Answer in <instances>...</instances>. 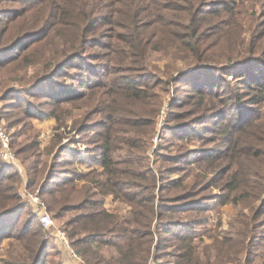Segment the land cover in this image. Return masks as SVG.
<instances>
[{"label": "rangeland", "instance_id": "obj_1", "mask_svg": "<svg viewBox=\"0 0 264 264\" xmlns=\"http://www.w3.org/2000/svg\"><path fill=\"white\" fill-rule=\"evenodd\" d=\"M62 5L65 4L61 0H0L1 109L17 152V163L7 166L10 168H6L5 175L19 171L27 179L28 192L39 195V184L52 167L60 175L102 171L98 145L111 124L108 118L112 117L116 120L115 136L134 142V165L130 168L136 175L134 181L144 186L151 184L152 170L157 184L180 183L163 195H187V200L175 204L179 207L175 218L181 215L183 223L172 233L193 235L211 264H264V195L243 197L245 190L238 185L242 178L234 177L238 166L245 167V163H251L253 170L264 169V101L253 102L260 93L248 74L253 65L238 63L247 56L261 55L257 45L264 44V5H236L237 27L207 38L212 45L207 54L216 59L207 61L213 68L202 67L185 75L186 82L177 80L176 70L191 68L180 64L173 68L172 58L159 53L152 54L147 66L136 67L129 58L120 64L114 62L110 72H105V53L111 49L104 43L113 40L118 30L100 17L96 31L84 35L93 37L96 46H83L78 50L79 59L67 60L70 49L64 45L63 37L74 19H68L69 7ZM10 37H21V45L5 51ZM251 73L255 75L254 67ZM71 88L76 94L55 97ZM138 88L142 89V97L136 101L128 95ZM201 88L207 91L203 101L194 91ZM194 101L207 104L180 119L171 114L193 111L197 108L192 106ZM156 103L161 104V109L155 124L150 125L148 119L152 118ZM136 122L139 127L132 128ZM150 127L155 128L153 133ZM121 147L124 150H116L117 159L127 157V146ZM34 165L39 170L38 181L29 188L33 174L30 167ZM23 189L24 181L18 193L26 206L17 214L14 233H20L31 218L40 223V209L22 195ZM147 193L148 190L142 195ZM228 198L238 202H221ZM105 206L110 210L127 208L112 196L106 198ZM250 207L258 208L253 220ZM183 209L195 212L189 214ZM53 219L55 227L63 229L61 225L67 217ZM246 227L253 230L244 242L241 235ZM54 228L45 229V238L54 245L46 248V253L50 251L46 259L50 264H66ZM173 242L166 243L171 254L151 264H173V250L169 247ZM244 245H250L249 255L243 251ZM20 250L14 238L0 240V264L16 257ZM56 251L60 253L57 255Z\"/></svg>", "mask_w": 264, "mask_h": 264}, {"label": "trees", "instance_id": "obj_2", "mask_svg": "<svg viewBox=\"0 0 264 264\" xmlns=\"http://www.w3.org/2000/svg\"><path fill=\"white\" fill-rule=\"evenodd\" d=\"M246 2L251 4V7L264 5V0H61V4L69 7L68 19H74L70 24L71 29L63 37L64 45L67 44L70 49L65 58L77 60L80 58L78 50L81 47L96 46L93 37L84 35L96 31V20L100 17L112 23L118 30L115 31L116 37H113V40L109 39L104 43L107 49H111V52L105 53L108 60L102 67L105 72H110L114 62L120 64L129 58L130 64H135L136 67L147 66L152 54L159 53L172 58L175 64L171 66L173 68L177 69L179 64L191 68L184 71L176 70L177 80L186 82L189 73L201 70L202 67L213 68L207 62L216 61L207 54L212 48L207 38L226 34V30L231 31L234 26L237 27L234 19V16L239 14L238 9H235L236 5H245ZM65 5L62 7L66 8ZM103 12H106V15ZM232 17L234 21H231ZM223 21L227 25L222 23ZM20 39L22 38L11 39V43L3 50L17 49L21 45ZM98 42L102 44L101 40ZM257 46L261 53L260 57L250 55L238 63L244 61L249 66L253 65L248 74L251 82L260 90V93L254 96L253 102L260 103L264 101V44L260 43ZM233 54L235 55V52ZM253 67L255 75L251 73ZM47 78L49 76L44 77ZM141 90L138 88L128 96L133 95L138 101L142 97ZM194 91L195 96L203 101L207 91L202 88ZM76 92L71 88L57 93L55 97ZM206 104H197L194 101L192 106L197 108L193 111L169 113L180 119L187 114L197 113L201 110V105ZM154 106L156 109L153 116L148 119L150 125L155 124V118L161 109L159 103ZM204 116L206 115H202ZM108 120L111 124L106 127L98 145V160L102 171H93L91 175H79L77 171L60 175L58 170L52 167L44 181L39 184V196L53 217L59 220L67 217L61 227L69 236L72 246L87 264H151L152 261H158L171 254V251L166 250V243L174 240L169 245L173 250L172 256L175 260L173 264H211L206 251L194 241L193 235L172 233V229L183 223L181 215L175 218L179 208L175 207V204L187 200L188 197L187 195L185 197V193L168 196L162 192L173 189L180 183L177 185L175 181L169 183L166 181L157 184V176L152 170L151 184L144 186L134 181L136 175L130 170L134 165V153L131 152L134 142L131 139H118L114 133L116 120L114 121L112 117ZM131 126L138 128L139 122ZM154 129L150 127L152 133ZM135 130L138 133V129ZM121 146H127V157L117 159L116 150L119 148L124 150ZM15 153L17 155L16 151ZM10 164L0 157V240L12 237L19 242L21 250L16 257L5 261V264H50L46 259L50 251L46 253V248H54V245L52 240L45 238L46 231L41 223L36 224L31 218L20 233H14L19 221L17 214L26 203L22 202L18 193L23 181L22 175L19 171L5 175ZM249 164L251 163H245V167L238 166L239 173L236 172L234 177L240 175L242 178L238 185L245 190L243 197L247 194L248 197L259 198L264 195V169L253 170ZM30 170L33 174L30 180L28 179L29 188L37 184L39 173L36 165L31 166ZM146 190L148 193L142 195ZM108 196H112L115 202L126 204L127 208L108 209L105 206ZM229 201L238 202L229 198L221 202L225 204ZM192 210L187 211L189 214L195 212ZM250 210L253 212L250 219L253 220L258 208L250 207ZM249 224L250 222L246 223V226ZM252 230L246 227L242 232L244 242L250 238ZM243 251L249 255L250 245H246ZM56 252L57 255L60 253Z\"/></svg>", "mask_w": 264, "mask_h": 264}, {"label": "built area", "instance_id": "obj_3", "mask_svg": "<svg viewBox=\"0 0 264 264\" xmlns=\"http://www.w3.org/2000/svg\"><path fill=\"white\" fill-rule=\"evenodd\" d=\"M1 100H0V157L3 161L11 164L17 163V155L12 148V139L11 135L8 133L1 109ZM24 181V189L22 195L27 198L35 207L40 209L39 219L40 223L45 227V229H53L55 227V221L50 215L46 203L41 199V197L36 194H30L27 190V179L22 174ZM56 239L61 243L62 247L67 251L70 256L73 264H87L83 257L75 250L71 244V240L67 233L61 229L55 227L53 230Z\"/></svg>", "mask_w": 264, "mask_h": 264}, {"label": "crops", "instance_id": "obj_4", "mask_svg": "<svg viewBox=\"0 0 264 264\" xmlns=\"http://www.w3.org/2000/svg\"><path fill=\"white\" fill-rule=\"evenodd\" d=\"M61 248H63L62 245H61ZM63 250H64V256H65L64 262L66 264H73V262H72L70 256L68 255L67 251L64 248H63Z\"/></svg>", "mask_w": 264, "mask_h": 264}]
</instances>
